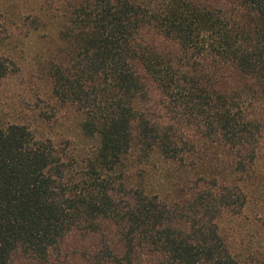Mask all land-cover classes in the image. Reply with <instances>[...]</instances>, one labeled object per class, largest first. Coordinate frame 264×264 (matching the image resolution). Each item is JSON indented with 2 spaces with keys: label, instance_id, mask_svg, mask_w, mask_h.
<instances>
[{
  "label": "trees",
  "instance_id": "trees-1",
  "mask_svg": "<svg viewBox=\"0 0 264 264\" xmlns=\"http://www.w3.org/2000/svg\"><path fill=\"white\" fill-rule=\"evenodd\" d=\"M42 1L59 20L53 90L98 145L77 162L23 125L0 128V264L17 253L31 264H264L220 227L246 203L228 183L217 209L203 200L186 220L142 189L114 195L134 142L170 161L188 153L163 111L226 149L235 173L254 165L264 150V0ZM11 65L0 57V84Z\"/></svg>",
  "mask_w": 264,
  "mask_h": 264
},
{
  "label": "rangeland",
  "instance_id": "rangeland-1",
  "mask_svg": "<svg viewBox=\"0 0 264 264\" xmlns=\"http://www.w3.org/2000/svg\"><path fill=\"white\" fill-rule=\"evenodd\" d=\"M48 8L42 0H0V57L12 62L0 84V128L23 125L36 138L51 141L80 162L98 143L82 131L81 114L60 102L53 90L52 75L59 65V20L47 14L55 13ZM146 102L155 109L159 99L151 95ZM162 114L181 131L188 153L180 162L170 161L134 142L122 172L115 177V199L142 189L172 207L177 219L186 220L195 203L203 200L217 209L228 183V192H242L246 203L238 215H224L220 227L235 248L264 255V150L247 172L235 173L226 149L202 140L184 118L169 111ZM72 242L66 246H73ZM12 264L31 263L17 253Z\"/></svg>",
  "mask_w": 264,
  "mask_h": 264
}]
</instances>
